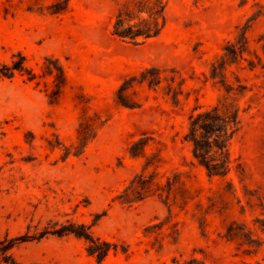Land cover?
<instances>
[{"label":"rangeland","instance_id":"obj_1","mask_svg":"<svg viewBox=\"0 0 264 264\" xmlns=\"http://www.w3.org/2000/svg\"><path fill=\"white\" fill-rule=\"evenodd\" d=\"M51 1L0 0V60L20 51L35 73L30 81L17 73L0 80V238L69 220L114 246L98 263L84 239L46 235L14 249L15 259L264 264L263 69L227 71L229 83L238 75L247 85L237 99L240 128L229 142L227 175H207L185 139L190 115L229 96L220 77L210 76L226 43L246 30L251 50L262 54L264 0H167L165 28L142 45L111 34L115 13L131 0H69L67 10L49 15L44 7ZM46 59L65 77L56 102L48 98L54 71L47 74ZM153 66L160 68L152 74L158 85L134 82L127 93L138 105L119 104L123 80ZM93 113L102 125L74 155L78 125ZM140 139L147 140L144 151L130 154ZM147 157L159 163L145 174L154 172L163 184L177 174L175 203L157 193L131 205L118 198ZM181 197H188L184 206Z\"/></svg>","mask_w":264,"mask_h":264},{"label":"trees","instance_id":"obj_2","mask_svg":"<svg viewBox=\"0 0 264 264\" xmlns=\"http://www.w3.org/2000/svg\"><path fill=\"white\" fill-rule=\"evenodd\" d=\"M69 0H52L47 6L46 13L49 15L61 14L68 9ZM166 7L167 0H131L126 5H121L115 13L111 34L119 38L122 42L139 45L144 44L148 40L156 37L163 31L166 25ZM42 8V7H41ZM262 54L257 49L251 50L250 43L246 37V30L237 35L233 40L228 41L224 46V54L219 56L211 64L212 78L220 77V84L227 97H224L223 103H217L210 109L189 116L188 133L185 139L189 140L193 146V157L199 165L204 167L209 176L223 177L230 170V152L229 142L231 137L240 128L238 97H241L247 91V85L242 83L238 75L234 76L235 83H229L226 80L227 71L231 66H240L241 70H254L257 67L263 69L264 72V35L257 39ZM45 69L47 74L53 71V88L48 93V98L52 102L59 99L62 88L65 84V77L59 66L50 65L48 59L45 60ZM28 65L26 57L16 51L10 55L8 60H0V80L10 79L15 73L24 76L25 80L34 79L35 73ZM160 73V68L153 66L145 69L137 77L129 76L123 80L116 92V99L119 104L134 108L138 102L134 100L128 90L133 87L134 82H147L148 86H156L160 82L159 77H154L153 73ZM233 73V72H232ZM233 97V98H232ZM176 98V96H175ZM102 125L99 116L95 113L86 115L78 125L76 131V143L74 145V155H81L87 144L96 136ZM147 140H137L131 145L130 154L136 155L140 151H144ZM70 149L64 151V157L70 153ZM159 163L158 157H147L142 173L136 174L130 181L129 186L118 196L122 203L133 204L139 202L154 193L159 198L164 197L167 202L170 195L174 203L176 202V194L173 188L177 181V174H173L172 178L166 177L165 183L157 180L155 173L145 174L150 165ZM188 197H181V203L184 206ZM185 199V200H184ZM30 226L27 227L22 234L17 236H3L0 238V264H25L15 259L14 249L21 244L29 241H39L46 235H55L60 237L65 234H73L77 238H82L87 243V252L96 257L98 263H101L107 252L114 246L112 243L100 240L91 233L90 227L86 224L72 222L57 225L53 222L38 230L34 226L32 233H28ZM228 235L233 234V228L228 227ZM194 264H203L192 260ZM251 264H263L256 261Z\"/></svg>","mask_w":264,"mask_h":264}]
</instances>
